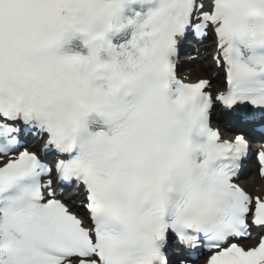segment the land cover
I'll return each mask as SVG.
<instances>
[{
  "label": "snow or ice",
  "instance_id": "6c2138e0",
  "mask_svg": "<svg viewBox=\"0 0 264 264\" xmlns=\"http://www.w3.org/2000/svg\"><path fill=\"white\" fill-rule=\"evenodd\" d=\"M256 178L264 0H0V264H264Z\"/></svg>",
  "mask_w": 264,
  "mask_h": 264
},
{
  "label": "bare ground",
  "instance_id": "6f19581e",
  "mask_svg": "<svg viewBox=\"0 0 264 264\" xmlns=\"http://www.w3.org/2000/svg\"><path fill=\"white\" fill-rule=\"evenodd\" d=\"M254 184H256V186L259 185L260 188L262 186V183L261 182H259V183H253V182H250V181L247 183V186H248L249 189H252Z\"/></svg>",
  "mask_w": 264,
  "mask_h": 264
}]
</instances>
